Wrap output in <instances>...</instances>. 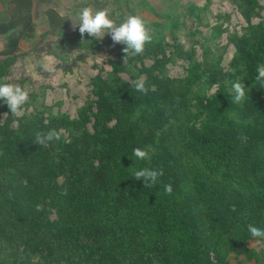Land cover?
Listing matches in <instances>:
<instances>
[{
    "label": "trees",
    "instance_id": "obj_1",
    "mask_svg": "<svg viewBox=\"0 0 264 264\" xmlns=\"http://www.w3.org/2000/svg\"><path fill=\"white\" fill-rule=\"evenodd\" d=\"M233 2L246 25L204 88L193 67L186 78L164 75L169 59L153 39L122 65L110 60L74 117L14 116L0 100V264H264V249L250 247L264 238L247 227L264 228V86L255 83L264 0ZM9 63L0 61V84ZM140 77L147 94L133 88ZM237 78L248 96L232 104ZM51 130L59 141L34 143ZM137 147L151 159L136 160ZM143 168L163 170L154 187L133 177Z\"/></svg>",
    "mask_w": 264,
    "mask_h": 264
},
{
    "label": "rangeland",
    "instance_id": "obj_2",
    "mask_svg": "<svg viewBox=\"0 0 264 264\" xmlns=\"http://www.w3.org/2000/svg\"><path fill=\"white\" fill-rule=\"evenodd\" d=\"M35 39L24 41V52L18 64L4 78L11 84L19 85L28 92V101L20 115L43 111L48 115L66 113L71 117L86 101L90 92L89 81L97 74L103 78L110 75L109 61L118 59L126 63L123 52L125 45L114 44L110 35L102 40L81 37L78 27L74 30V19L84 7L93 12L107 9L109 18L117 25L130 15H139L147 22L153 39L162 40L165 56L169 62L164 75L175 79L186 78L189 69L197 73L201 88L208 86L207 69L219 62L223 68L230 61L234 47L230 42L239 35L246 24L241 18L233 0H34ZM263 12H264V3ZM48 8L65 18L67 27L51 33L47 21L39 8ZM47 9V10H48ZM18 32V31H16ZM3 43L5 39L2 40ZM3 47L0 44V48ZM131 57L132 55H127ZM45 57L55 61L56 71L48 73L40 66ZM42 59V60H41ZM151 61L148 62L150 64ZM36 64L33 70L30 65ZM147 64V63H146ZM138 65V64H137ZM130 66H127V68ZM123 78L128 76L123 74ZM217 87L204 89L211 94ZM133 240V239H132ZM86 249L94 247L93 238H82ZM250 247L260 251L264 243L255 241ZM154 264H163L155 259Z\"/></svg>",
    "mask_w": 264,
    "mask_h": 264
},
{
    "label": "clouds",
    "instance_id": "obj_3",
    "mask_svg": "<svg viewBox=\"0 0 264 264\" xmlns=\"http://www.w3.org/2000/svg\"><path fill=\"white\" fill-rule=\"evenodd\" d=\"M72 26L75 30L77 27L81 37L85 34L94 37L96 40H102L104 36L110 35L114 44H123V52L127 55H139L145 50V45L153 42V35L150 33L147 22L139 15H130L124 22L117 25L114 20L109 18L107 9L97 10L93 12L91 7H84L79 14L72 19ZM55 61L51 57H45L40 66L44 71L53 73L56 71ZM30 67L34 70L36 64H31ZM257 75L255 76V83H260L264 86V64H258L256 68ZM133 88L135 91L147 94L148 88L145 86L143 77L133 81ZM240 78L235 79L231 83L230 100L232 104H240L248 96V91ZM28 92L19 85L11 83L0 84V100H3L9 111L18 116L21 113L22 106L28 101ZM61 139L60 132L51 130L47 133L37 132L35 134V144L46 146L48 142L53 140L59 141ZM242 141L246 142L247 137L242 136ZM65 140V143H69ZM132 156L136 160H150V154L141 148H134ZM162 169L143 168L136 170L133 177L136 180L143 181L145 188L154 187L159 177L163 176ZM165 193L172 194L171 184L164 186ZM62 195H67V190L62 191ZM232 210L236 208L233 205ZM36 211H43V205L38 204ZM248 232L251 238H264V228H259L253 224H248Z\"/></svg>",
    "mask_w": 264,
    "mask_h": 264
},
{
    "label": "crops",
    "instance_id": "obj_4",
    "mask_svg": "<svg viewBox=\"0 0 264 264\" xmlns=\"http://www.w3.org/2000/svg\"><path fill=\"white\" fill-rule=\"evenodd\" d=\"M19 4L24 5V8ZM39 9L42 10L43 21H47V29L51 33L63 31L67 27L65 18L57 14L58 12L51 8ZM36 11L34 0H0V44L3 46L0 48V61L12 60L8 72L16 67L22 56L27 55L23 48L27 46L24 40L35 39L33 35Z\"/></svg>",
    "mask_w": 264,
    "mask_h": 264
}]
</instances>
